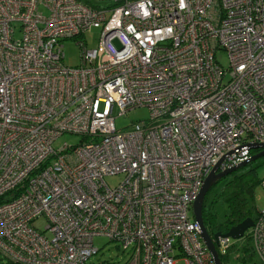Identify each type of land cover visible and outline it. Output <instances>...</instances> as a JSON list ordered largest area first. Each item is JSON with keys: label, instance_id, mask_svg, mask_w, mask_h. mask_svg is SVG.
<instances>
[{"label": "built area", "instance_id": "1", "mask_svg": "<svg viewBox=\"0 0 264 264\" xmlns=\"http://www.w3.org/2000/svg\"><path fill=\"white\" fill-rule=\"evenodd\" d=\"M181 4L0 0L5 258L86 264L104 236L130 250L120 264H214L191 206L214 167L236 166L250 143H264V0ZM92 28L96 47L87 46ZM69 39L80 49L74 67L63 62ZM138 108L146 118L116 127ZM64 133L79 143L54 148ZM39 216L43 231L32 225ZM248 233L264 264V209ZM230 245L219 237L218 254Z\"/></svg>", "mask_w": 264, "mask_h": 264}, {"label": "rangeland", "instance_id": "2", "mask_svg": "<svg viewBox=\"0 0 264 264\" xmlns=\"http://www.w3.org/2000/svg\"><path fill=\"white\" fill-rule=\"evenodd\" d=\"M42 13L44 15H47L48 12L45 9H42ZM99 38V30L97 28H92L89 32L86 33V41L87 46L89 47H96L97 41ZM63 52H64V58L63 62L65 65L74 67L78 65L79 63V44L73 40H65L63 42ZM215 59L218 61V63L226 68L228 66V57L225 51L218 50L215 53ZM116 114V113H115ZM147 117V110L145 108H138L133 111H130L124 115H119L115 119V125L120 130H127L130 127V123L134 121H138L140 119ZM80 141V137L73 134L64 133L61 136H59L54 142L53 147L58 148L63 143H68L71 145H76ZM253 167L256 175L259 179H264V156L258 157L255 160L249 162L244 167L240 168L238 171L247 170L248 168ZM226 179V178H225ZM225 179H221L217 184L214 185V187L210 190L209 198H214L216 191L222 185V183L225 181ZM118 180V178H107V181L110 184L115 183ZM254 198H253V204L255 206L254 212L255 214L261 210L264 209V186H262L261 183H258L256 187L254 188ZM214 211L217 213L216 222L220 223L223 219V214L225 212V206L220 204L218 201L214 202ZM32 225L39 229L40 231H43L46 220L43 216L37 217ZM242 242V239L240 240H234L231 239V243L240 245ZM94 245L98 248V251L91 255L88 260L86 261V264H103V262H109L110 264H120L124 263L129 259L130 250L127 251V253H123L122 248L118 245V243L109 241L104 236H95L93 238ZM234 254L231 252V262H233ZM260 263V262H259ZM0 264H17L12 263L7 260L3 255L0 254ZM179 264H182L180 262Z\"/></svg>", "mask_w": 264, "mask_h": 264}, {"label": "trees", "instance_id": "3", "mask_svg": "<svg viewBox=\"0 0 264 264\" xmlns=\"http://www.w3.org/2000/svg\"><path fill=\"white\" fill-rule=\"evenodd\" d=\"M257 151V149L251 150V154ZM238 170L224 177L226 179L216 191L214 198H209L210 190L214 186L211 187L204 198L202 218L210 236L217 231L226 232L230 227L245 218L251 217L254 219L256 216L253 192L256 185L262 183L264 179L257 177L253 167L247 170ZM216 201L225 206L223 219L220 223L216 222L217 213L214 211V202ZM240 239H242L240 245L231 243L224 254H219L221 264H261L251 244L248 230ZM231 252L234 254L235 260L233 262H231Z\"/></svg>", "mask_w": 264, "mask_h": 264}, {"label": "water", "instance_id": "4", "mask_svg": "<svg viewBox=\"0 0 264 264\" xmlns=\"http://www.w3.org/2000/svg\"><path fill=\"white\" fill-rule=\"evenodd\" d=\"M250 147L252 150L257 149L258 151L255 152L254 154H251V156L247 160L239 163L236 166L225 169L223 171H216L217 166L214 167L210 171V173L205 177L202 186L199 190V193L191 206L192 216L199 225L200 236L204 241L205 245L207 246V248L209 249V251L211 252L213 256L214 264H221L219 254L216 249V247L218 246L219 237H230L231 239L234 240L240 239L241 237H243L245 232L250 227H252L253 218L247 217L241 222L230 227L226 232L217 231L212 236H210L204 225L202 218V208H203L204 198L207 192L211 189V187L217 184V182H219L221 179L230 175L232 172L244 167L245 165L255 160L256 158L264 156V143H259V142L250 143Z\"/></svg>", "mask_w": 264, "mask_h": 264}, {"label": "clouds", "instance_id": "5", "mask_svg": "<svg viewBox=\"0 0 264 264\" xmlns=\"http://www.w3.org/2000/svg\"><path fill=\"white\" fill-rule=\"evenodd\" d=\"M181 6H183V0H182V4H181Z\"/></svg>", "mask_w": 264, "mask_h": 264}]
</instances>
